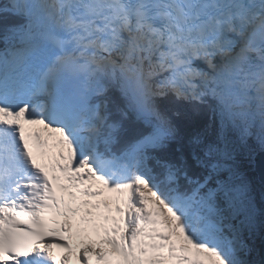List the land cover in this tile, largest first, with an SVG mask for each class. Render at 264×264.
<instances>
[{
	"label": "trees",
	"instance_id": "obj_1",
	"mask_svg": "<svg viewBox=\"0 0 264 264\" xmlns=\"http://www.w3.org/2000/svg\"><path fill=\"white\" fill-rule=\"evenodd\" d=\"M4 16L3 11L0 10V43L6 40V32L13 26V23L6 22L7 25L3 24L5 21ZM109 91L114 92L112 89ZM108 99L109 104L116 105L114 109L117 111L110 118L112 131L109 133L117 139L115 142L116 149L133 150L140 142L147 140L149 134L153 133V125L138 120L133 113L127 110L126 105L121 100H117V97L115 102L111 97H108ZM201 99V102L189 100L186 104L161 100L155 103V110L152 108V112L155 113V116H153L154 119L164 125L163 134L166 140L159 143L148 142L145 149V159L151 167V177L153 176L157 180L159 192L164 202L171 201L169 195L180 197L186 195L188 199L196 204L193 205V208H196L198 200L193 197V194L199 193L197 188H200L203 192L200 199L208 202L203 203L204 206L201 205L202 211L206 209V213L220 222V229L223 230L226 225L224 228L229 229L233 228L234 225L228 224L226 214L228 209L231 213L234 210L229 204L227 207L225 203L218 202L220 199L218 189L223 191L225 182L228 185L234 182L235 184L246 182L249 173H251L250 177L253 178L252 187H255L257 191L259 190L262 197H264V189L257 183L252 170L248 169L249 167L247 168V160L238 155L240 154V145L234 133L238 129L241 131V126L234 124L235 121L230 124L229 112H225L227 102H217L215 99L206 97V95H201ZM223 122L227 125L225 124L222 128ZM110 140V142H113L112 139ZM249 141L247 140V143ZM254 153L256 154L257 151H254ZM230 175L238 178V180L232 182V180L226 179ZM215 192L217 195L214 194ZM258 205H255L257 210L255 209L253 212L256 217L253 220L254 229L253 227L249 230L242 228L243 230L241 229V232L237 233L239 234L237 237V234L233 231L231 237L233 242L225 240L229 243L230 250L237 249L235 243L247 244L246 246L242 244V250L241 248L236 250L234 257L231 258V264H241L240 261L245 264H260L258 250L253 242L260 236L261 227L264 225V200L261 204L258 202ZM190 206L186 209H191Z\"/></svg>",
	"mask_w": 264,
	"mask_h": 264
},
{
	"label": "rangeland",
	"instance_id": "obj_2",
	"mask_svg": "<svg viewBox=\"0 0 264 264\" xmlns=\"http://www.w3.org/2000/svg\"><path fill=\"white\" fill-rule=\"evenodd\" d=\"M10 1L12 2V0H10ZM8 2H9L8 0L5 1L6 6H7V4H9ZM20 8L23 11V7H20ZM12 12L16 15V18L19 17V15L15 9L12 10ZM38 47L40 48V45ZM12 51H10L7 48L6 51L0 52V86L3 87L0 90L8 88V86L13 84V82H10L9 80H4V76L6 74H9V73H11V75H12V72H15V71L18 73L20 70L27 71V69L30 68V64H29L30 57H32V54H34V55L36 54L34 47L30 48L27 46L19 48V50H18L19 54H17V55L10 54V53H16V52H12ZM17 58H19V61L17 63V70H15L10 65H13L16 62ZM33 61H34V59H33ZM21 66H22V68L20 69ZM42 68L46 69L45 66ZM88 70H90V69H88ZM81 79H83L84 82L79 81L77 83V85L75 86V93H73V96H74L73 100L75 99L74 100L75 104L74 103L71 104V102L69 100V108L63 109V111H61V112L58 109L56 111L57 115H55V117H53L51 120L50 119L48 120V114L54 115L53 107H52L53 101H49V102H47V104H45L46 102L44 101V102H42V110L38 114L37 120L39 121V124H41V127L45 126L48 130H58V132L59 131L65 132L69 136H71V137L73 136L72 137L73 139H76L77 141L80 142L78 153L80 155H82V157L84 158L82 168L85 170V172L88 175L89 187L92 189H94V187H95V190L99 191L100 190L99 187H101V185H100L101 182H103L105 180H106V182H107V180H113V178L117 174L128 170L127 172H129V175H130L131 185H130L129 189L127 190V193L130 194L129 192L131 191V188H132L133 194L135 195L136 199L133 198V200H130V202L127 205L139 206L138 205V202H139L138 199H140V200H144L147 203V205H149V207L156 208L157 213L160 214L159 216H160L161 221L164 222V225L167 227L166 233L171 236L173 243L178 242L180 244H183V247H185L186 249H189L190 254L191 255L193 254L195 256L194 259L200 260V261L204 262L205 264H217L218 262H221V264H226V263L231 264V257H227L226 252H224V249H223L224 246L229 245V243L226 241L229 240V242H233V240L231 239L233 233L234 232L236 234L240 233L242 228L248 229V230L252 229V227L254 226L253 220L256 218L253 215V212L256 209L254 205H257L258 202L261 204V202L264 200V197H262L259 190L257 191V189L255 187H252L253 180H252V177H250L251 173H249V175L246 178V180H249V181H246L244 183L241 182L239 184H235V182H234V183H229V185L225 182L224 183V190L220 191V189H218V192H219L218 196L220 197L218 202L221 201L222 203H225L227 207L229 204L230 207L234 210L231 213L228 209V212L226 214L227 219H228V224L229 223L233 224L234 225L233 228H229V229L224 228L227 226L226 225L223 227V230L220 229L221 223L218 222L217 220H215L212 215L206 213L207 212L206 209L204 211H202V206H204L202 204L206 203L207 201H203L200 199V196L203 195V192L201 191L202 189L200 190V188H197V190L199 191V193H197V198L199 197L200 203L196 207L198 209L196 219H197V221L199 219V224L198 223H196V224L201 228L200 230H199V228L197 230H199L198 232L201 235L205 236L210 241H213L215 243L214 247H212V246L210 247V251L213 250V252H214L216 249H219V252L222 253L221 258H217L214 254L212 256L210 253L204 254L201 251V249H199L200 248L199 244L192 245V244L188 243L187 242V236L185 235V233L183 231L176 229V227L174 225L175 216L178 214H180L182 216V212H181V207H183L182 203L185 204V207L190 206L191 203L188 201L183 202L182 198H181L182 196H181L180 197L181 205H180L179 209H177L176 211L163 209L158 202V199L156 197V193L153 191V187L148 186V184L151 185V181L146 176V169H145V167H146L145 160L146 159L143 158V156H141L139 154H135L134 157L129 158L127 161H114L112 164H105L104 166H108V167L104 168L102 170L97 167L98 165L103 166V164L95 162L96 156L93 154V149H92V146L90 145L91 144L90 132L92 130H94L95 128L86 122H83V121L80 122L79 121V118L82 115H81L80 108L77 106V98L81 97L80 94L82 93V89L88 90L90 88L91 78L89 77V75L87 76V74H86L85 76L81 77ZM11 80L13 81L14 79H11ZM155 80H156V82L151 81L152 83H155L154 85L160 86V84H161L164 86L165 89H169L168 87H166L164 85V83H167V81L166 80L163 81V76H158L155 78ZM17 82H19V80H17ZM193 83H194V79H192L191 84H187V86L193 87ZM170 84L171 83H168V85H170ZM179 84H181V83H179ZM181 85L183 86V83ZM53 88L55 89V85H53ZM179 92H180L179 90H176L177 94H179ZM37 96H38V89H36L35 87H32V83H31L30 89L27 92V96L25 97V100L30 99L29 104L31 105L34 101H37ZM179 96H181V94H179ZM226 102H227V107H226L227 110H225V112H229L230 124H233L232 121H235L234 124H237L239 127L240 126L243 127L241 131H239V129H238V131L236 133V136H237V139L239 140V145H240V150H239L240 154H238V155H239V157H242V158L247 160L246 161L247 168L249 167L248 169H251L252 172L254 173L253 167H252L253 166V158H254V154H255L254 151H258V145L261 147V144L264 143V135H262V134H264V127H263L264 125L262 124V126H261L263 129H261L260 127H257L256 126L257 123L255 121V116L252 113L251 108L248 107V105H246V104L236 102V100L233 98L232 95L226 94ZM147 106H148V104H147ZM148 109L150 112L152 111V108L149 107ZM46 114H47V116H46ZM68 114H70V115H68ZM152 114L155 116V113L152 112ZM231 118H233V120H231ZM84 119L86 120L87 117L84 116ZM106 120H108V117L106 118ZM236 120H238V121H236ZM225 124L226 123H224V125L222 124V128L225 126ZM260 129H261V131H260ZM247 140H250V141L247 143ZM255 140L257 141V143L255 142ZM228 156L230 157L231 155L229 154ZM240 171H242V170L240 169ZM222 177L225 178L224 176H222ZM226 179L232 180V182L235 180L236 181L238 180V178H234L231 175L226 177ZM97 187H98V189H97ZM214 194L217 195L216 192ZM193 205H195V204H193ZM193 205L190 206L191 210L196 209V208H193ZM208 207H209V209L212 210V208L210 206H208ZM188 209H190V208H188ZM112 212L113 211H111V213ZM135 213L140 214V211H136ZM134 215H135L134 213L132 215H127V221L128 220L134 221L133 220ZM229 216H231V217H229ZM237 217L239 218L238 220H237ZM186 220L188 223L194 222L193 221L194 219H186ZM234 221H235V223H233ZM263 226L261 227V229L263 228ZM253 229H254V227H253ZM171 230H173V232ZM227 236H229L228 237L229 239L227 238ZM237 236H239V234H237L236 237ZM224 237H225V239H224ZM259 237L256 240H254V242H253L257 249L259 246ZM177 239H178V241H177ZM183 239L184 240L186 239V241L181 243L183 241ZM209 240L206 239V241H209ZM180 244H179V246H181ZM235 244H236L237 249L241 248V250L243 249L242 244H243V246L247 245V244H244L242 242L240 244H237V243H235ZM191 246H192V248H191ZM223 256H225V257L222 259ZM229 259H230V262L229 263L226 262ZM214 261H215V263H214ZM240 262H241V264H245L242 261H240Z\"/></svg>",
	"mask_w": 264,
	"mask_h": 264
},
{
	"label": "bare ground",
	"instance_id": "obj_3",
	"mask_svg": "<svg viewBox=\"0 0 264 264\" xmlns=\"http://www.w3.org/2000/svg\"><path fill=\"white\" fill-rule=\"evenodd\" d=\"M8 1H9L8 3L11 4V1L10 0H8ZM34 1L36 2V0H34ZM116 1H117V3H120L118 0H116ZM84 3L85 2L83 0L82 1L83 7H85L84 6ZM32 5H33V1L32 2L31 1L30 2H26V7H23L22 14L24 12H27V14H31V11H30L29 8L32 7ZM107 6L110 9H117L118 8L116 5H115V7L114 6H111V5H107ZM12 10H14V9H11V11ZM45 12L46 13H44V14L48 17V14H47L48 13V8L46 9ZM40 22H44L47 25V28L45 27V30H44L46 32V36L50 35L51 32H52V30H50L51 26L49 25V23H46L45 20L44 21H40ZM78 23H80V21ZM72 27H76V25L74 24L73 20L71 22L65 24V29H66V34L65 35L69 39H72V37H74V34L76 33L75 29L72 28ZM57 37H58V35L57 36L52 35L50 37H47V40H49V39H56ZM58 45L59 44H57L56 47H55V48L58 47L57 51L59 50V46ZM233 53H235V51ZM113 55H119V54L114 51ZM230 60L231 59H226V61H224V62H229ZM34 61H35V59H34ZM134 61L136 62L137 59H134ZM141 63H142V65H141L140 71L143 68V70L145 72L146 69H150L151 67L153 68L155 62L153 61L152 58L149 57V58L144 59ZM72 64H73L72 62L71 63H67V65H64V68H66V70L67 69L68 70L69 69H72L74 67V66H72ZM135 67H136V65H135ZM159 67H163V66L162 65H159ZM179 68L180 67H177L174 70H170V73H172L174 71H176V72L182 71ZM234 69L237 70L238 72H240L237 67H234ZM134 70H135V68H134ZM32 76L34 77V73H32ZM39 83H40V81H39ZM27 87H29V86L27 85ZM24 93H27V92L24 91ZM191 93H193L196 96H198V92H196V91H192ZM18 95L21 97L20 94H18ZM22 96H26V95H22ZM136 98H138V97H136ZM139 100H140V102H142V99H139ZM8 102L11 105H12V102H13V105H14L13 108H15V111L17 112L16 117H15V120H16L17 119V116L19 114H21V111H23V109H24V107L26 105L25 104L23 105L22 100H17V101H14V100L13 101H9L8 100ZM14 102H16V103L14 104ZM143 103L147 105V103L145 101H143ZM45 104H47V103H45ZM33 105L35 106V108H38L39 107V105L37 103H35ZM3 106H5V103L2 100H0V107L3 108ZM60 106H62V105H59V107ZM260 109H261V107H260ZM11 112L14 113V110L11 109ZM151 113H152V111H151ZM46 116H47V114H46ZM8 118L9 119H12V117H10V116H8ZM104 121H109V123H110V117H108V120H106V118H105ZM102 124H103V122H102ZM258 127H260L261 129H263L261 126H258ZM261 129H260V131H261ZM6 132H7V130H6ZM7 134H8V132H7ZM262 135H264V134H262ZM1 136H3V135H1ZM4 140H6V139L4 138ZM2 145H3V143H2ZM3 146L4 147H7V145H3ZM11 148H13V147H11ZM14 148H15V151H16L17 148H16L15 143H14ZM69 151H70V148L65 147L64 149L63 148L58 149V152L57 153H58V155H62L63 153H69ZM7 156H9V155H7ZM81 160L83 162V159L82 158H81ZM81 160H80V158L78 156H76V157H70V160L68 161V165H70L71 163H76V165L79 166V165H81ZM97 167L99 169H101V170L104 168L101 165H98ZM71 171H72V175L75 176V179H76L75 180L76 189H77V190L75 189L76 190V193H79V195H81L80 196V199L82 200V204H81V207H79L81 209V211L78 212V213L83 218L86 219L85 226H87L89 224H94L95 226L92 225L91 228H96V231L97 232H100L102 234L104 233L105 236H106V238L111 237V238H116L117 240L121 241L120 245L122 247H124L125 249H127V246L129 244L130 240L127 241V240H124V238L126 237V234L129 235V234L133 233V235L131 236V238L132 237L133 238L135 237V239H134L133 242H139L141 244V249L145 252V255L146 256H150V255L154 256V258L159 261L158 264H185V262L182 260L185 257L187 259H189L190 261L193 259L192 255H188V252H189L188 249L186 250L185 255L184 254H181V251L180 250H182L181 248H184L183 247V244H180L181 246H179V243L178 242H174L173 243V240H172L171 236L166 233V230H167L166 228L167 227L164 225V222L161 221L160 216H159L160 214L157 213L156 208L149 207V205H147V203L144 200H140V199H138L139 200V202H138V205L139 206H133V205L132 206H129V205H127L130 202V200H133V198L136 199L135 198V195L133 194L132 188H131V191L129 192L130 194L127 193L128 185H129V177H130L129 172L125 171V172H122V173L117 174L115 176V179L112 180V181L107 180V182H101L100 185H101L102 188L99 187L100 190L98 191V193L95 192V190H94L95 187H94L93 190L91 188H89V189H87V190L84 191L85 194H80L81 193V187H80V185L84 181V176H86V173H85V171L84 172H82V171L76 172L75 171V168H73ZM255 177H256V175H255ZM97 189H98V187H97ZM99 192H101V193L99 194ZM3 194L6 195L5 192ZM93 194H95V195L98 194V197H99L98 198V202L99 203H102V204H105V205H104V207L103 206H100V205L99 206L98 205H95L94 206L95 209L92 208L93 211L91 212V214L90 215H87V210L89 208V201L90 200L89 199L86 200V199L89 198V197H93ZM90 203L93 204L92 201H90ZM0 205H1V201H0ZM258 206H260V205H258ZM256 207L257 206H255V208ZM109 208L112 211H118L119 210L122 213V214L120 213L118 219H123L126 215H132L134 213L135 214L134 215V219H133V220H135V223H133L134 225L131 226L130 223L132 221H129V220L127 222L124 221L125 224H121L115 218H110L108 216V212H107L109 210ZM150 210H151V213H149ZM256 210H257V208H256ZM136 211H140V214L139 213H135ZM229 217H231V216H229ZM178 220L179 219L174 220V222H175L174 224L182 225L181 221L180 220L178 221ZM191 226H193L195 229H198V225H191ZM141 227H144V231L145 232H143L142 234H138L137 232H138V230ZM175 227H176V225H175ZM189 229H191V228H189ZM171 231L173 232V230H171ZM114 232H115V235H113ZM145 235H148L149 236L148 242L145 241L146 240ZM81 237L82 238H90V236L87 233H81ZM111 242H112L111 240L109 241V240H106V239L99 240V243H101L102 245H104L106 247H110L112 245ZM206 242H208V241H206ZM203 244L204 243H201L202 246H203ZM74 246L76 247L77 245L74 244ZM191 248H192V246H191ZM134 251L136 252L137 255L144 256V254L141 251H138V250H134ZM77 252H78L79 258H83L84 257V255H85V251L84 250H78ZM214 263H215V261H214Z\"/></svg>",
	"mask_w": 264,
	"mask_h": 264
},
{
	"label": "water",
	"instance_id": "obj_4",
	"mask_svg": "<svg viewBox=\"0 0 264 264\" xmlns=\"http://www.w3.org/2000/svg\"><path fill=\"white\" fill-rule=\"evenodd\" d=\"M253 171L256 175L257 183L264 188V152L258 153L253 159ZM258 254L260 264H264V226L259 237Z\"/></svg>",
	"mask_w": 264,
	"mask_h": 264
}]
</instances>
